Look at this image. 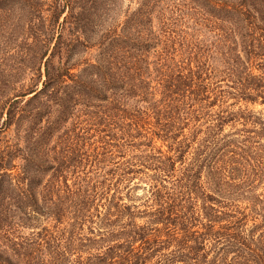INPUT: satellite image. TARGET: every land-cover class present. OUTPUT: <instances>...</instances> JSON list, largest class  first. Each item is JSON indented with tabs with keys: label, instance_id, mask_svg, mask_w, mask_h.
Listing matches in <instances>:
<instances>
[{
	"label": "trees",
	"instance_id": "trees-1",
	"mask_svg": "<svg viewBox=\"0 0 264 264\" xmlns=\"http://www.w3.org/2000/svg\"><path fill=\"white\" fill-rule=\"evenodd\" d=\"M100 1L0 0V13L24 19L26 61L44 71L22 105L27 93L9 96L0 71V127L29 124L13 145L26 151L20 186L4 187L13 149L0 150V264H264V0H139L122 18L117 8L110 15L112 0ZM93 25L88 44L82 36ZM82 46L96 47L94 60L71 72ZM71 117L78 121L66 138L57 135ZM235 121L238 138H225ZM92 143L102 155L80 176L81 149ZM135 166L153 172L141 211L118 195ZM94 216L104 228L88 235L83 226ZM142 216L148 222L138 224ZM42 217L51 224L19 233L24 219Z\"/></svg>",
	"mask_w": 264,
	"mask_h": 264
},
{
	"label": "rangeland",
	"instance_id": "rangeland-1",
	"mask_svg": "<svg viewBox=\"0 0 264 264\" xmlns=\"http://www.w3.org/2000/svg\"><path fill=\"white\" fill-rule=\"evenodd\" d=\"M43 2H45L43 4L44 6H48V4L50 3L51 0H42ZM63 1V0H62ZM109 0H102L99 2L100 5L103 4H108ZM113 2V8L111 9L110 15H113L116 13V9H119V18H122L124 14L126 13H131L133 12L139 4V0H112ZM112 5V4H110ZM65 14V12L63 13V15ZM60 16V19L62 18V16ZM106 18V16H103L101 18V20H104ZM21 19V20H19ZM18 19V14L13 13V14H6L5 11L2 13H0V71L3 72V76L4 79L2 80L5 88L9 89V96H12L14 94L17 93H23L26 92L27 94L23 96V98H21V102L20 104L22 105L24 100L28 99L31 97V95L37 91L41 86H42V80L44 79V71H43V66L42 64L39 66L40 67V75L39 73H36V63L35 60L32 61L33 62V66L29 65V63H27L26 60H28L30 58V56L28 57V54L32 52V48L27 44L30 39H26L23 36V34H25L23 32V28H21L20 25H22V22L24 21V19L22 17H19ZM19 20V22H18ZM23 20V21H22ZM97 20V19H96ZM96 20L94 21V23H96ZM95 29V25L91 26V27H87V36H89V39L87 40L86 37L82 36V40L84 42H87L88 44H90L91 40H92V35H91V30L93 31ZM28 45V46H27ZM80 51L79 53H76V55L73 56V60H78L79 61V66L78 68H73L71 70V72H78V70L82 69L84 67L85 64H81V61H85L88 60L89 62H93L94 60V56L97 52V49L95 46H88L87 48L85 47H79ZM29 52V53H28ZM79 55V57H78ZM23 56V58H22ZM22 58V59H21ZM25 59V60H24ZM27 63V64H26ZM36 82V84H35ZM35 84V85H34ZM31 89H34L33 92H29ZM13 99H15L13 97ZM241 107L245 106V103L243 102H239V104ZM238 105L234 108L237 109ZM248 110H253L255 112L259 111L260 113H263V111H261V109L263 108V106L258 105V104H246ZM56 106H54V111L52 112L53 115L51 116V118H53L54 116L57 115V111H56ZM19 115V114H18ZM5 118V110L2 113L1 117H0V125L2 123V120ZM78 121V119H73L72 117L70 119H68L63 125H61L56 134L60 135L62 134L63 137L66 138V135L69 133L66 129L70 128L71 126V121ZM21 123V128H17L14 124H11L8 127H0V150L6 147H11L13 150L10 153V160L12 164L11 169H9L7 172L9 173L8 177H5L4 179L7 180L6 182H3L4 187L7 185V183H9V181L12 182L13 185H18V182H20L22 180L23 177V173H22V166L25 163L23 158H22V154L24 152V154H26V151L23 149L24 144L22 142H20L18 144L17 149H15L13 147L14 143L17 141V133H23L22 129H26L27 125H29L27 122L26 123ZM31 123V122H30ZM42 124L44 123V121L41 122ZM31 125V124H30ZM192 125V123L190 124V126ZM238 121L235 122H231L228 125H226L223 129V133L222 135L225 138H238V135H236L237 131H238ZM39 127V124L36 125V128ZM65 131V132H64ZM67 133V134H66ZM201 135L198 137V141L195 142L191 149H189V151L187 152V154L185 155L184 159H183V163L180 161H177L175 163V170L172 174V177L169 178L167 177L165 179V183L168 186H171V180H173L174 178L176 180L179 179L180 177V171L182 170V167L184 165V163H187L189 160H191L192 157V153H193V148L196 147L199 143V140L201 139ZM54 138L55 137H51L50 138V142L48 144L49 145H53L54 143ZM61 144V143H60ZM101 144L99 143H92L89 146H86L84 148L81 149L82 154L81 158V165H84L85 169L79 168L77 174H79L80 176H82L85 170H89L90 167L88 166V162L89 158L91 159L92 157H96L98 154H101L102 150H99L101 147L99 146ZM153 145L155 148H158L160 151H162L163 154H170V152L167 150V147L165 144H162L160 140L155 139L153 142ZM47 146V147H48ZM61 146V145H60ZM99 146V147H96ZM28 151V150H27ZM108 156V155H107ZM48 158V157H46ZM116 160H123V158H116L114 161ZM105 168H103L105 171L106 170H111L113 168V164H111L110 162L105 161ZM122 168L121 167L119 170H115L116 172H122ZM140 168V169H138ZM134 170H136V173L133 174H129L127 177V180H124L123 183H121L118 195L121 196V201L125 202L126 204H129L131 206H135L136 210L141 211L144 210L145 208V204L147 202V198L149 196V188L150 185L149 183H151V179L147 174H152L153 172L151 170H144V168H142L141 166H138L134 168ZM207 168L204 166L202 168V172H201V181H205L207 180ZM50 171L46 172L45 175L42 176L40 184L37 185V187H35L36 192H38V190H40L43 182L45 181V179L49 176ZM72 177V174L69 175V177ZM117 176V175H116ZM116 176H114L113 180L116 178ZM106 179L111 178L110 175H105L104 176ZM118 177V176H117ZM71 180V178H70ZM70 180H68V182H70ZM26 181V180H25ZM109 181V180H108ZM107 181V182H108ZM21 184V183H20ZM27 186V182L25 184H23V187ZM261 190V189H260ZM1 192V191H0ZM13 193H15V190L13 191ZM4 193H0V196H2ZM6 194H9V192H7ZM101 202H103V200H101ZM234 204H236L237 208H238V202L234 201ZM240 205L243 207L245 205V203H240ZM5 205L0 204V207H4ZM215 206L218 207V205L215 203ZM220 207V206H219ZM223 210H227V212L229 211H234V209H232V207H226L227 209H225V207H222ZM221 208V210H222ZM96 209H98L102 213L104 212L105 208L100 205L99 207H97ZM16 214H18L16 212ZM19 215V214H18ZM99 215V216H101ZM21 216V215H20ZM22 218H24V216H21ZM99 217L94 216L93 222L92 223H88L85 226H83V232L91 235L89 228H92V233L93 234H97L98 231L103 230L104 226L102 224H100V221L98 220ZM136 222H138V224H143L148 222V219H146V217L142 216V217H138L135 220ZM51 220L48 218H37L36 220L34 219H24L23 220V227L21 229H19V233L23 232V233H29V231L32 230H36L37 227H42L44 225H50L51 224ZM252 224V220L249 219L247 225H251ZM62 225V224H61ZM157 227H160V224L156 225ZM172 248V246H168L165 249H162L161 252H168L170 251ZM231 255V254H230ZM208 257L210 258V252ZM175 264H182L181 262H175Z\"/></svg>",
	"mask_w": 264,
	"mask_h": 264
}]
</instances>
